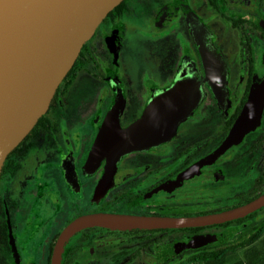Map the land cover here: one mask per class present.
I'll list each match as a JSON object with an SVG mask.
<instances>
[{
  "label": "flooded vegetation",
  "instance_id": "1",
  "mask_svg": "<svg viewBox=\"0 0 264 264\" xmlns=\"http://www.w3.org/2000/svg\"><path fill=\"white\" fill-rule=\"evenodd\" d=\"M185 4L204 21L225 62L221 98L204 80ZM186 57L203 79L200 104L167 141L122 156L97 199L106 158L93 166L87 158L115 97L111 75L124 92L119 121L125 127L170 85ZM72 68L41 123L1 168L0 264H51L61 230L80 214L195 215L264 192V0H122L84 41ZM250 95L262 101L256 126L178 180L221 145ZM263 223L264 205L198 230L85 227L66 240L60 264H193L183 263L188 254L231 248L239 234Z\"/></svg>",
  "mask_w": 264,
  "mask_h": 264
},
{
  "label": "water",
  "instance_id": "2",
  "mask_svg": "<svg viewBox=\"0 0 264 264\" xmlns=\"http://www.w3.org/2000/svg\"><path fill=\"white\" fill-rule=\"evenodd\" d=\"M122 0H0V171L7 154L30 132L44 114L61 80L77 59L81 47L98 23ZM206 77L221 98L227 69L212 35L199 15L184 7ZM193 60L186 57L168 87L149 98L140 116L125 127L119 121L124 92L115 74L107 115L95 137L87 162L106 158V171L95 189L97 199L110 187L112 171L122 156L147 150L174 135L179 122L200 104L204 91ZM264 99H262L263 101ZM250 95L228 136L209 155L178 175L183 180L198 166L215 159L260 120L262 101ZM157 187L152 192L162 189ZM95 196V197H96ZM264 205V192L252 200L220 211L187 215H157L95 211L80 214L61 230L51 264H60L66 240L81 228L160 229L214 225L245 216ZM232 233L230 229L224 234ZM223 235L218 236V238Z\"/></svg>",
  "mask_w": 264,
  "mask_h": 264
},
{
  "label": "trees",
  "instance_id": "3",
  "mask_svg": "<svg viewBox=\"0 0 264 264\" xmlns=\"http://www.w3.org/2000/svg\"><path fill=\"white\" fill-rule=\"evenodd\" d=\"M73 72L74 70L73 68H71L70 71H68L67 75L59 83L57 87V91L59 87L63 85L64 81L72 77ZM42 118L43 116L41 115L34 127H36L41 123ZM34 127L31 130V132L34 131ZM190 228H193V226L185 227L183 229H190ZM202 228L203 227L201 226V227H195V229L194 228L193 229L198 230ZM257 241H259V244L256 243ZM242 247H246L243 253V257L237 258L235 261L229 263L227 261V257L229 256V254L231 255L237 249ZM191 261L193 264H264V223L262 225L260 224V225L252 226L250 227V229H247L243 231L241 234H239L236 244H234L231 248L230 247L219 248V249L202 248L197 252H194L193 254H188L185 260H183V263L191 262Z\"/></svg>",
  "mask_w": 264,
  "mask_h": 264
},
{
  "label": "rangeland",
  "instance_id": "4",
  "mask_svg": "<svg viewBox=\"0 0 264 264\" xmlns=\"http://www.w3.org/2000/svg\"><path fill=\"white\" fill-rule=\"evenodd\" d=\"M256 243L259 244V241H257ZM245 248L246 247L239 248L236 252L232 253L231 255L229 254V256L227 257V261L230 263L232 261H235L237 258H242Z\"/></svg>",
  "mask_w": 264,
  "mask_h": 264
}]
</instances>
